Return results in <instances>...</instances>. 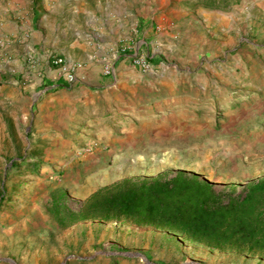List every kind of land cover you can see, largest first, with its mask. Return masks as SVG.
Wrapping results in <instances>:
<instances>
[{
    "label": "rangeland",
    "instance_id": "1",
    "mask_svg": "<svg viewBox=\"0 0 264 264\" xmlns=\"http://www.w3.org/2000/svg\"><path fill=\"white\" fill-rule=\"evenodd\" d=\"M173 12H155L152 31L139 36L136 26L124 37L120 30L68 28L70 38L100 45L92 53L98 57L114 61L123 48L146 85L131 103L96 109L80 102L52 112L50 88L31 76L50 79L48 71H0V259L53 262L89 247L97 256L124 250L146 257L148 250L163 264H264L150 225H63L89 194L124 177L185 170L239 188L264 175V0H178ZM29 13H22L20 44L30 37ZM151 33H161L159 40ZM64 36L58 27L48 32L50 42L59 39L50 50ZM138 57L147 69L133 63ZM60 77L56 71L51 79Z\"/></svg>",
    "mask_w": 264,
    "mask_h": 264
},
{
    "label": "crops",
    "instance_id": "2",
    "mask_svg": "<svg viewBox=\"0 0 264 264\" xmlns=\"http://www.w3.org/2000/svg\"><path fill=\"white\" fill-rule=\"evenodd\" d=\"M176 2L178 0H0V71H48L50 79L40 80L34 73L31 76L35 84L43 83L46 84L45 89L50 88L49 94L53 96L48 98L46 105L48 111L52 112L63 113L65 109L80 102L93 105L96 109L105 103L115 106L131 103L133 99L142 97L146 87L142 80L144 73L130 67L128 54L123 53V48H120V52L117 50L118 55H113L114 57L116 55L113 61L115 79L103 75L100 64L91 59V54L94 52L99 54L102 47L100 48L98 44L95 47L92 39L80 42L76 37L70 38L68 28L92 26L103 31L120 30L124 37V32L128 33L129 27L136 26L138 28L136 33L139 36L142 29L143 34L144 31L147 33L152 31L153 23L158 21V17L154 19L155 12L167 10L172 14ZM24 11L30 12L28 26L32 27L30 37L20 44L19 41L22 40L16 39L19 38L18 29L24 27L21 18ZM55 27L60 28L66 36L60 41L61 46L56 47L57 51L53 50L55 55H50L53 52L50 47L55 48L54 44H58L59 39L53 37L50 42L47 35L48 32H53ZM159 34L161 33H151V36L158 39ZM118 38L119 35L113 37ZM5 40H10L14 44H7ZM99 40L105 42L102 38ZM168 43L169 41L166 45ZM57 55L67 61L83 63L84 67L78 74L85 80L70 87L66 85L61 74V77L53 82L51 77H55L57 70L55 66L49 64V59ZM151 61L153 65L163 66L161 56H152ZM35 84L29 83L27 86L34 87ZM109 242H115L114 238L110 237ZM89 249L84 247L79 254H75L76 256L69 255L74 257L66 256L60 261L56 256L53 262L38 263L21 258L14 259L16 264H163L149 256L148 250L142 251L149 261L144 262L142 259L123 255L121 252L124 250L97 256L91 255ZM0 264L7 263L0 261Z\"/></svg>",
    "mask_w": 264,
    "mask_h": 264
},
{
    "label": "trees",
    "instance_id": "3",
    "mask_svg": "<svg viewBox=\"0 0 264 264\" xmlns=\"http://www.w3.org/2000/svg\"><path fill=\"white\" fill-rule=\"evenodd\" d=\"M71 216L64 226L125 221L171 230L210 249L264 258V175L239 188L216 186L185 170L124 177L93 191Z\"/></svg>",
    "mask_w": 264,
    "mask_h": 264
},
{
    "label": "built area",
    "instance_id": "4",
    "mask_svg": "<svg viewBox=\"0 0 264 264\" xmlns=\"http://www.w3.org/2000/svg\"><path fill=\"white\" fill-rule=\"evenodd\" d=\"M91 59L97 61L100 64L103 75L115 79L116 70L114 62L110 58L98 57L96 54H92ZM133 63L135 65L143 67L144 69H147L149 67L145 57L134 58ZM49 64L56 67V70L63 75L66 85L70 87L76 84L77 82L85 80L83 76L78 74V72L84 67V64L81 62L66 61L64 57L54 56L49 59Z\"/></svg>",
    "mask_w": 264,
    "mask_h": 264
},
{
    "label": "water",
    "instance_id": "5",
    "mask_svg": "<svg viewBox=\"0 0 264 264\" xmlns=\"http://www.w3.org/2000/svg\"><path fill=\"white\" fill-rule=\"evenodd\" d=\"M123 255H129V256H139V257H141L143 260H145L146 262H149L148 260H147V258L143 255V254H141V253H139V252H135V253H130V252H121ZM68 257H74V256H68ZM0 260H4V261H7V262H9L10 264H16L12 259H9V258H6V259H0ZM184 264H200V263H198V262H190V263H184Z\"/></svg>",
    "mask_w": 264,
    "mask_h": 264
}]
</instances>
